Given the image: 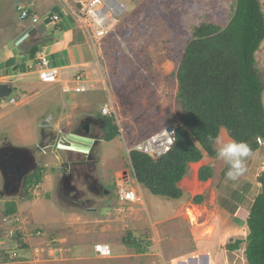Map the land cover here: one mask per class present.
Masks as SVG:
<instances>
[{
    "label": "rangeland",
    "instance_id": "1",
    "mask_svg": "<svg viewBox=\"0 0 264 264\" xmlns=\"http://www.w3.org/2000/svg\"><path fill=\"white\" fill-rule=\"evenodd\" d=\"M90 1L81 4L82 12ZM114 1L119 12L117 15L101 5L107 12L104 17L109 19L111 24L106 35L98 37L92 25H85L87 32L82 42L86 46L83 45L80 50L84 51V58L74 74L84 75L93 85L92 89L82 93H76L71 89L68 93H63L61 90L63 86L64 89L72 88V84L69 83L72 82L73 73L71 69L61 67L57 63L54 67L59 69L60 79L62 81L65 79V82L61 83L59 80L57 85L33 86L31 73H35L36 69H27L30 79H25L23 85L24 89L28 90L19 91L14 88L9 96L0 99V147L8 143L23 148V141L20 140L23 138V132L32 130L36 137L37 133L42 131L41 120L48 117L50 112L57 115L48 124L53 126L57 122L56 125L59 126L55 127L54 131L62 135L68 129H72L74 123L78 126L83 118L101 116L102 108L108 106V112L113 114L112 117H105L112 118L113 124L119 128V134L114 136L113 140L101 143L93 153L96 158L94 168L98 181L110 194L104 192L101 196L87 195L85 200H91L92 207L88 205L75 208L67 201V197L57 190L61 178L59 163H56L54 168L51 166L46 168V172L51 175L48 184H42L41 180L38 183L40 186L27 185L24 193L19 196L5 195V198H17L16 200L0 201V263H175L171 260L164 262L161 250L153 243L150 219L143 203L137 202L129 207V204L119 200L117 193L119 190L124 194L131 193L133 188L140 194L127 151L157 133L168 129L173 131L179 123L182 110L176 99L178 94L176 72L181 56L192 39L194 29L205 24L225 29L235 14L237 0ZM258 2L264 20V0ZM42 48L39 47L41 50ZM80 55L82 57V54ZM255 61L258 74L264 83V38L255 52ZM12 99L16 105L10 104ZM23 99L26 100L22 101ZM20 101L22 102L18 104ZM261 101L264 108V91ZM32 141L33 139L27 141L28 146ZM260 142L257 150L260 149L261 157L264 159V141ZM43 144L51 147L54 141H44ZM34 147L27 148L34 150ZM213 150L216 151L214 144ZM262 171L264 166L258 169V173ZM33 173L27 176V181L31 179ZM256 183L258 184L257 180ZM260 187L256 186V195ZM123 196L121 195V198L125 199ZM151 197L156 212H159L157 207L164 200L153 195ZM11 202L15 203L17 212L10 217L4 216L5 205ZM170 202H167L168 210L161 214L162 218H171L178 210L180 212L177 203H173L172 207ZM90 208L94 211H88ZM207 210L204 206L191 211L184 210L188 223H184L182 217L172 218L169 226L179 223L186 229L187 224L191 225L192 245L199 242V239L202 241L207 239L203 245L210 251L209 248L216 242L220 232L219 225L216 227L215 224L223 218L212 214L208 217ZM248 210L250 212L249 206ZM4 218L7 219L6 222ZM228 223L231 224L224 227L228 230V236L223 234L222 243H225L228 237L232 239L228 243L237 239L234 238L236 235L231 229L234 227L233 223L238 225L237 218ZM208 227H213L214 232L206 237ZM38 230H42V235ZM175 231L177 227L173 228L171 234L176 233ZM211 231L212 229L207 232ZM16 233L21 234L20 243L12 239ZM191 233L196 237L194 238ZM165 234L166 232L161 230L158 239L161 235L165 237ZM129 235L133 238L131 241L135 246L133 248L123 242ZM240 235V238L244 237ZM164 237H161L160 241H164ZM23 244L27 245V250L22 249ZM98 244L108 246L110 251L107 256H98L95 253L94 249ZM20 247L28 252L26 258H23ZM50 247H53L54 251L50 250ZM226 247L227 245L225 248L221 246L222 250H227ZM137 248L144 251L143 254H139ZM175 248L183 253L181 244L176 243ZM47 252H52L53 257ZM53 252L57 253L56 257ZM11 257L14 260H11Z\"/></svg>",
    "mask_w": 264,
    "mask_h": 264
},
{
    "label": "trees",
    "instance_id": "2",
    "mask_svg": "<svg viewBox=\"0 0 264 264\" xmlns=\"http://www.w3.org/2000/svg\"><path fill=\"white\" fill-rule=\"evenodd\" d=\"M60 30V29H59ZM264 38V20L258 0H237L235 14L229 25L219 28L211 24L194 29L192 39L184 50L176 72L182 115L175 127L172 150L158 159L141 153L130 154L137 182L157 197L178 200L182 192L177 184L184 178L188 165L198 163L204 156L215 157L209 136L226 130L229 137L246 142L252 151L259 147L257 139L264 141V108L261 95L264 83L256 69L255 52ZM38 52L34 49L31 58ZM104 120L105 141L119 134L112 118ZM112 117V116H111ZM42 169L26 182V187L37 186L42 180ZM211 169L200 170L199 179L211 178ZM257 182L260 191L246 218L248 235L245 241L230 242L226 249L239 250L244 244L248 264H264V172ZM203 201L201 196L194 204ZM17 212L15 203L5 205L3 215ZM131 234V233H130ZM20 233L12 239L20 243ZM131 235L124 243L133 246ZM23 249L27 245H21ZM138 252L143 254L139 248Z\"/></svg>",
    "mask_w": 264,
    "mask_h": 264
},
{
    "label": "crops",
    "instance_id": "3",
    "mask_svg": "<svg viewBox=\"0 0 264 264\" xmlns=\"http://www.w3.org/2000/svg\"><path fill=\"white\" fill-rule=\"evenodd\" d=\"M86 1L87 0H0V53L2 54L0 56V85L6 86L9 90L17 88V90L20 91L24 89L23 81L29 78V73H27V71L37 68L36 58H31V53L34 49L38 50L36 53L37 55L43 54L47 56L52 66L59 63L61 67L71 69L73 73L72 76L75 75L74 71L77 69L78 64L82 63L84 58V51L80 52V50H82L83 45H85L82 40H84V36L86 37L87 32L85 29L86 23L82 20V15H80V11L78 10L81 9V4H85ZM23 9L29 11L33 18L38 19V22L33 24L30 19H20V13ZM55 15L59 17L58 25H55V23L51 21V17ZM46 24H50V26ZM30 28L33 30L30 36L20 45H17L16 41L20 35ZM40 46L43 47L42 50L39 49ZM80 54H82V57ZM63 81L60 79L61 83H63ZM25 100L26 99H23L22 101ZM16 104L15 102L14 105ZM56 115L57 114L51 116L49 122L51 119L55 118ZM56 123L57 122L53 124L54 128L59 126H57ZM32 133V130L23 132V138L20 139L23 141V147H31L34 146L37 141L39 142L38 134L34 137ZM219 135L229 137L226 130L223 128L220 130ZM32 139V144L28 146L27 141ZM214 149L216 150L215 145ZM48 150L41 156L38 162L40 169H42V173L47 171L46 168L50 166L54 168L56 163H60L65 159L62 154L58 152L55 153L53 150ZM261 156L260 149L252 151V155L247 158L245 162V173L236 181L226 179L227 166L222 160H218L215 157L204 156L198 163L189 164L184 178L177 184L182 192V197L178 200L161 197L164 202L162 201L161 205H158L159 207L157 208L160 210L159 212L155 210V205L151 200V194L143 186L137 185L138 190H140L143 205L147 209V216L150 221L152 220L151 222L149 221L153 235L152 241H154L153 243L161 250L164 262L171 260L178 264H248L244 254V244H241L239 250L235 252L222 250L221 246L225 248V245L230 244L228 241L232 240L228 237L226 242L222 243L223 234L228 236V230L224 227L227 224H231L228 223L230 220H236L237 218L238 225L233 223L234 227L231 228L233 229L232 233L236 235L233 237H237L236 240L245 241L248 235V228L246 226V218L249 215L248 206L251 209L255 197L260 191L259 189L256 195V186H260L259 183H256V180L258 176L264 172L258 173V169L264 166V159ZM203 168L211 169L212 175L207 181H201L199 179L200 170ZM50 176V173L46 172L42 178V184L45 185L49 182L51 180ZM99 184L102 186L101 182H99ZM37 186L40 185L38 184ZM106 193L107 192H105V194ZM197 196H201L203 201L199 204H194L193 199ZM166 201H172L170 202V206L172 205V207L173 203H177L178 207L181 209L180 212L178 210L171 218H162L161 214H164L165 211L168 210ZM203 206L208 209L206 211V216L209 217L212 214L216 217L219 216L223 218L215 224L216 227L219 225L218 228L220 232L216 242L209 248L210 251H207L203 245L205 241H208L207 239H204V241L199 239V242H195L192 245L193 241H191L190 235V231H192L191 225L187 224L188 227L186 229H183L179 223H177L178 225L169 226L172 223V218L179 219V217H182L181 220L184 221V223H188L184 210L191 211L196 208H202ZM160 219L163 221H160ZM174 227H177V231L171 234ZM213 227L207 228L208 230L212 229V231L207 232L208 230H206V237H208L210 233L211 235L213 234L214 229H216L215 227L213 229ZM243 229L244 231H242ZM161 230L166 232L165 237L161 235V237H164V241H160L161 237L158 239ZM39 232L42 235V230ZM240 234L244 237L240 238ZM173 235L178 238L176 239ZM192 236L194 238L196 237L193 234ZM236 240H233V242ZM176 243L182 245L183 250L181 251H183V253H180L175 248ZM22 249L20 247L21 252L23 251ZM27 249L28 248L25 250ZM50 250L54 251L53 247H50ZM138 250L139 248H137V251ZM26 253L28 255V252L23 251V258H26ZM51 253L52 252H47L50 257H53ZM53 253L54 257H56L57 253ZM139 254L141 253L139 252ZM11 260L14 259L11 257Z\"/></svg>",
    "mask_w": 264,
    "mask_h": 264
},
{
    "label": "flooded vegetation",
    "instance_id": "4",
    "mask_svg": "<svg viewBox=\"0 0 264 264\" xmlns=\"http://www.w3.org/2000/svg\"><path fill=\"white\" fill-rule=\"evenodd\" d=\"M53 113H49L48 117H46L44 120L42 121V126L40 127L43 131H41L38 134V138H39V142L38 145H36V151L33 153V156H31L30 153H26V154H16L12 151V149L9 147V145L7 143H4L1 147H0V180L3 184V191L5 194H9V195H20L23 191H24V179H25V175H23L26 171H28L29 173L32 172L37 166H38V161L41 159L42 156V152L43 149H49L51 147H47L45 146L44 141H54V139L56 137H58V135H60V133L54 131V127L49 125V119L51 116H53ZM100 115L95 117V119L92 120H100ZM91 120V121H92ZM46 122V124L44 123ZM79 125L76 126V124L74 123L72 129H68V132L66 133H70L72 130H76V132L79 133H84L87 134L90 132V129L93 128L94 130V125L91 123H84L81 122V120L79 121ZM95 124H98L97 122H94ZM96 126V125H95ZM50 127V128H49ZM87 127V129L85 130V128ZM63 135V133H62ZM104 142V141H103ZM102 142V143H103ZM99 147V146H98ZM96 150V148H95ZM94 150V151H95ZM100 156V155H99ZM36 157V164H34L33 160ZM96 158L94 157V165L96 164ZM59 168H60V173H61V178L58 182V186H57V190L59 189V192L62 193L61 188L65 189L67 187H71L74 186L77 188V190L79 192L80 196H82V198L87 194L90 195V197H92L93 195H103L104 192H107L109 194V192L105 189L102 188V186L99 184L98 178H97V174L95 171V168L93 167L92 164H89L88 162L79 160L76 161L74 163H72L70 165V173H68V175L65 176L66 172H67V167L65 165V163L63 164V162L59 163ZM24 168V169H23ZM84 168H86V173L84 174V182L83 184H81L78 181V178L80 176V172L82 170H84ZM63 176V177H62ZM65 176V177H64ZM6 187V190L4 189ZM9 187V189H8ZM79 188H81V190H79ZM76 193L70 192V196H76ZM57 194V192H56ZM56 198V197H55ZM86 198V197H85ZM56 201L57 198H56ZM67 201L72 205L75 206V208H80L81 206L86 207V206H90L92 207V203L91 200H87L86 202L82 203L83 205H80L81 203L78 202V204L72 203L68 198ZM94 211L93 208L88 209V211ZM58 251V250H57Z\"/></svg>",
    "mask_w": 264,
    "mask_h": 264
},
{
    "label": "clouds",
    "instance_id": "5",
    "mask_svg": "<svg viewBox=\"0 0 264 264\" xmlns=\"http://www.w3.org/2000/svg\"><path fill=\"white\" fill-rule=\"evenodd\" d=\"M92 1V0H91ZM90 1V2H91ZM102 2H104V3H101L102 5L104 4V6L107 8V7H111V8H114L113 7V4L115 5V1L114 0H108L107 1V3H106V0H101ZM90 4V3H89ZM103 6V7H104ZM116 6V5H115ZM88 7V6H87ZM86 7V8H87ZM101 7V6H100ZM117 7V6H116ZM78 11H80V15H82V16H85L86 17V10H84V12H82V6H81V9H79ZM109 13V12H108ZM25 14V16H23ZM102 15L103 16H105V15H107V12H106V9H104V11L102 12ZM117 15V14H116ZM58 16V15H57ZM52 18H53V16L51 17V21L53 22V20H52ZM87 18V17H86ZM85 18V19H86ZM20 19H23V20H27V19H30V20H32V23L33 24H35V23H37L38 22V19H36V18H33V16L31 15V13L29 12V11H27V10H24L23 9V11H21V13H20ZM85 19H82V20H84L85 21V23H86V25H88V26H90V20H89V18L87 19V21L85 20ZM106 19V21H107V30H109L110 29V27H111V24H110V22H109V19H107V18H105ZM81 20V19H80ZM53 23H55V25H58V23H59V20L57 21V22H53ZM56 27V26H55ZM60 29V28H59ZM56 30V29H55ZM31 31H33L32 30V28H30V29H28V30H25L21 35H20V37L17 39V41H16V44L17 45H20L24 40H26L27 39V37H29L30 36V34H31ZM109 32V31H108ZM41 55H43V54H41ZM36 56H37V54L35 55V58H36ZM37 61V60H36ZM50 66H52L51 65V61H50ZM53 68H56V67H54V66H52ZM57 69V71H58V82H59V80H60V75H59V69L58 68H56ZM39 70V67H38V65H37V68H36V71H38ZM35 71V72H36ZM32 74V78L31 79H33L34 77H35V73H31ZM77 75H80L81 76V79L80 80H78V79H76V77H77ZM29 77V76H28ZM29 79V78H28ZM72 82H70L69 84H72V88L71 87H69L68 89H64V86L62 87V92L63 93H68L71 89H73V91H75L76 92V88H78L80 85H85L86 87H87V89L85 90V91H87L88 89H92L93 88V85L90 83V82H88L87 81V79H85V77H84V75H82V74H76V75H74V76H72ZM54 83V84H42V85H57V84H59V83ZM32 84H33V86H35L36 84L34 83V81H32ZM36 86H41V85H36ZM12 91V90H11ZM84 91V92H85ZM76 93H82V92H76ZM12 101H13V103H12ZM15 103V101L12 99V100H10V104H14ZM108 106H104L103 108H102V115L105 117V116H109V117H111L112 116V114L113 113H111V112H108V108H107ZM107 109V112L106 113H104V109ZM92 118V117H91ZM94 119H95V117H93ZM100 120H102V122H103V124H104V120H103V118H100ZM40 123V122H39ZM42 124V123H41ZM40 124V125H41ZM46 124V123H45ZM173 131H174V134H175V128L173 129ZM104 137H105V135H106V132H105V125H104ZM38 134V133H37ZM158 134V133H157ZM156 135V134H155ZM155 135H153V136H155ZM152 136V137H153ZM151 138V137H150ZM55 140H56V138H55ZM55 140H54V142H55ZM208 140H209V142H211L212 144H214L215 146H216V152H215V158L216 159H218V160H222L224 163H225V165L227 166V172H226V179L227 180H231V181H236L240 176H242L244 173H245V171H246V166H245V162H246V160H247V158H249L251 155H252V150H251V148L249 147V145L246 143V142H243V141H237V140H235V139H233V138H231V137H225V136H221V135H217V136H215V137H213V136H209L208 137ZM103 141H105V139H103ZM102 141V142H103ZM261 139H257V143L260 145L261 144ZM101 142V143H102ZM8 144V143H7ZM143 144V143H142ZM142 144H140V145H142ZM174 144H175V142H174ZM174 144H173V146H174ZM9 145V147L11 148V147H13V148H22V147H14V146H12V145H10V144H8ZM54 145V144H53ZM140 145H138V146H136V147H134L133 146V148L130 150V151H127V156H128V159L130 160V162H131V157H130V154L132 153V152H137V153H141V154H143V155H146V156H149V157H151V158H153V159H158V158H160L161 156H163V155H165V154H168L171 150H172V148H173V146L171 147V149L168 151V152H166V153H163V154H159V155H156V154H151V153H146V152H144L143 150H140L138 147L140 146ZM34 146H36V145H34ZM22 149H28L27 147H23ZM34 149H35V147H34ZM49 149H51V150H53V146L51 147V148H49ZM48 150V149H47ZM47 150L46 149H43V152H42V155H44L46 152H47ZM30 151H33V150H30ZM57 153V152H56ZM31 154V156H33V153L31 152L30 153ZM34 157V156H33ZM33 160V162H34V164H36L37 165V163H36V160H35V158L34 159H32ZM39 162V161H38ZM61 162H63V164L65 163L64 161H61ZM65 165H66V163H65ZM70 165L71 164H69V166H67L66 165V167H67V172H66V174L65 175H68V173H70V170H71V168H70ZM24 169V168H23ZM131 169H132V173H133V177L135 178V175H134V170H133V166H132V163H131ZM38 170H40V166L38 165L32 172H37ZM31 173V172H30ZM28 171H26L23 175H25V179H24V190H25V188H26V182H27V176L30 174ZM33 173V174H34ZM135 184H136V186L139 184L138 182H137V180H136V178H135ZM140 185V184H139ZM140 186H142V185H140ZM138 187V186H137ZM132 190H133V192H131L134 196H135V201L133 202V203H130L129 204V207L130 206H132V205H135V204H137V202H141V203H143V201H142V197L140 196V194H139V192L137 191V190H135V189H133V188H131ZM0 190L3 192V194H4V196L0 199V201L1 202H3V201H9V199H13V200H16L17 198H5V195H9V194H5L4 193V191L2 190V186L0 187ZM147 190V189H146ZM148 191V190H147ZM121 191L119 190L118 191V193H117V196L119 197V193H120ZM149 192V191H148ZM23 193H24V191H23ZM110 194V193H109ZM89 195V194H88ZM16 196V195H15ZM18 196V195H17ZM90 196V195H89ZM94 196V195H93ZM119 200H120V198H119ZM11 203H13V202H11ZM7 217H10V216H7ZM39 232V231H38ZM40 233V232H39ZM41 234V233H40Z\"/></svg>",
    "mask_w": 264,
    "mask_h": 264
},
{
    "label": "built area",
    "instance_id": "6",
    "mask_svg": "<svg viewBox=\"0 0 264 264\" xmlns=\"http://www.w3.org/2000/svg\"><path fill=\"white\" fill-rule=\"evenodd\" d=\"M101 0H92L86 10V21L89 18L90 20V26L92 25L95 30L98 37L104 36L108 33L107 30V21L105 17L102 15V12L104 11V8H101L102 5ZM104 5V4H103ZM109 11H113L115 14H118V10L116 8H109L107 7ZM108 11V12H109ZM25 16V14L23 15ZM53 22H57L59 20V17L57 15L53 16L52 18ZM37 65L39 67V70L35 72V77L33 78V81L36 85H42V84H54L58 81V71L56 68H53L50 66V59L45 56L38 54L36 56ZM76 79L80 80L81 76L77 75ZM87 89L85 85H80L78 88H76V92H84ZM13 103V101H12ZM107 112V109H104V113ZM175 142V134L174 131L171 129L162 131L155 136L147 139L142 145H140L138 148L140 150H143L146 153L151 154H163L168 152L171 147L173 146ZM121 195L124 198H121ZM120 201L126 202L127 204L133 203L135 201V196L132 193H126L123 192L119 195ZM7 219L4 218V222H6ZM95 253L99 256H107L109 254V248L106 245H96L95 246Z\"/></svg>",
    "mask_w": 264,
    "mask_h": 264
},
{
    "label": "water",
    "instance_id": "7",
    "mask_svg": "<svg viewBox=\"0 0 264 264\" xmlns=\"http://www.w3.org/2000/svg\"><path fill=\"white\" fill-rule=\"evenodd\" d=\"M11 93V90L7 89L6 86L0 85V99L9 96ZM93 117H87L83 118L81 122L84 123H91L94 125L93 128L90 129V132L87 134L76 132V130H72L70 133H64L63 135H58L56 137V140L53 145V151L56 153L62 154V156L65 158L64 161L67 166L69 164H72L76 161L82 160L85 162H88L89 164H92L94 166V150L97 149L98 146L103 141V135H104V124L102 120H92ZM92 120V121H91ZM94 122H97L98 124H95ZM96 125V126H95ZM87 127L85 128V130ZM43 131V130H42ZM39 134V133H38ZM37 147V146H36ZM36 147L33 151H30L31 149H22V148H13L11 147L12 151L14 153L18 154H26V153H34L36 151ZM38 148V147H37ZM86 168L80 172V176L78 178V181L83 184L84 182V174L86 173ZM66 176V175H65ZM64 176V177H65ZM2 190H3V184L1 182ZM6 190V187L4 188ZM9 189V187H8ZM61 191L64 195V197H67L72 203L83 205L82 203L86 202L85 200L86 195L82 198L80 196L79 192L76 187L71 186L67 187L65 189L61 188ZM70 192L76 193V196H70ZM88 195V194H87ZM4 196L3 192L0 190V199Z\"/></svg>",
    "mask_w": 264,
    "mask_h": 264
},
{
    "label": "bare ground",
    "instance_id": "8",
    "mask_svg": "<svg viewBox=\"0 0 264 264\" xmlns=\"http://www.w3.org/2000/svg\"><path fill=\"white\" fill-rule=\"evenodd\" d=\"M107 1H108V0H106V3H107ZM115 5L117 6V4H116V3H115ZM115 5L113 4V7H114V8H116V6H115Z\"/></svg>",
    "mask_w": 264,
    "mask_h": 264
}]
</instances>
